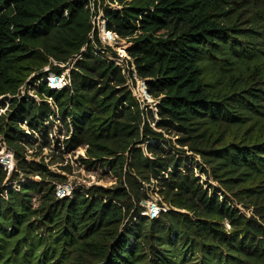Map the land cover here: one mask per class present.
Segmentation results:
<instances>
[{
	"label": "trees",
	"instance_id": "trees-1",
	"mask_svg": "<svg viewBox=\"0 0 264 264\" xmlns=\"http://www.w3.org/2000/svg\"><path fill=\"white\" fill-rule=\"evenodd\" d=\"M120 1L0 0V135L16 160L14 170L9 156L0 162V264H68L72 248L98 249L94 264H264V139H228L264 114V0ZM101 11L127 42V75L102 46ZM76 57L69 84L49 85ZM47 65L31 81L39 101L12 97ZM134 73L158 100L155 127ZM171 128L180 148L164 134ZM54 129L63 150L84 148L80 162L115 183L59 197L21 177V150ZM183 147L201 154L218 186L182 172ZM152 179L190 196L146 215Z\"/></svg>",
	"mask_w": 264,
	"mask_h": 264
},
{
	"label": "rangeland",
	"instance_id": "rangeland-1",
	"mask_svg": "<svg viewBox=\"0 0 264 264\" xmlns=\"http://www.w3.org/2000/svg\"><path fill=\"white\" fill-rule=\"evenodd\" d=\"M105 1V4L110 3L113 7H120L119 4H121L120 0ZM101 14L102 11L95 21L99 28V38L103 42H109L108 46L112 47V49L116 52V54H112L110 52L108 53V51H106V53H108L110 58L124 65L127 72L129 69L132 70V68H134L133 58L128 55L124 47V45H127L126 40L119 39L117 36L113 40L108 41L105 39L106 37L104 36V33L107 29L105 20L100 19ZM77 58L78 57H76L74 60L71 59L69 62L60 64L63 68L61 74L62 77L69 79L68 76L70 74V70L75 66ZM52 62L55 64L53 66H56V61ZM47 69H50V65L38 68L36 71L31 72L30 75L26 77L25 83L19 87L17 93L12 97L16 96L19 98L28 96L32 100L39 101L40 96L34 93L31 81L39 72ZM143 82H145V80L140 77H137L135 82L131 80L129 81L134 95L138 96L141 102L150 104V108H152L153 112H149L148 117L152 122V126L155 127L156 122L154 121L159 119V116L156 112V103L158 100L148 93L146 87L143 85ZM5 102L7 101L4 98H0V114L4 113L5 109L2 108V104ZM248 130L249 133L245 134V132ZM53 131V133L49 132L48 136L46 137H39L36 135L38 136V139L27 143L24 149L21 150L27 168V171H22L20 167L16 168L17 172L21 174V177L28 176V178L35 181H41L48 187H55L56 193L59 197L71 195L74 189L84 187L88 188L93 184H103L109 186L115 183V178L108 169H103L99 166H85L80 162L78 155L84 153V148H79V151L76 153H68L67 151L63 150L62 145L55 141V129ZM164 132L165 136L171 139L173 145L180 148V145L177 143V139L182 137V134L174 128L164 130ZM234 136H238V140L244 138L245 136L247 141H251L250 139H264V114L259 115V118L251 121L248 125L242 127H231L228 139L231 140L234 138ZM183 148L186 150V153L189 154V158L186 162L187 168L182 169V172H189V176H195V178L199 179L200 184L203 185L204 188L207 187L206 181L210 184H213L214 186H218L219 183L213 176L212 172L209 175L201 171L199 165L203 164L206 166L201 154L190 151L187 149V147ZM8 156L9 158H7V161H9L11 168L14 170L16 167L14 154L12 151L7 149V146L0 135V162L3 163L5 167L9 166L4 162V158ZM206 168H209V166L207 165ZM171 183V181L165 183V181L162 180L158 181L156 179H152L151 182L147 184V186H150V192H152V195L150 199L142 201V205L146 208L144 214L151 216V211L154 208H156L159 213L162 208H170L172 202L177 200L185 201L186 198L190 196L189 192L176 194L178 193V189H170L169 185ZM196 199L197 198H195V200ZM187 203L190 202L187 201ZM238 206L246 214H251L252 208L243 207L242 204H239ZM155 216H158V214ZM63 253H65L62 254L63 258L64 256L68 257V264H94L97 261L96 253H98V249L95 248L92 253H86L85 256L83 253H80V251L74 248H72L68 254L67 250L63 249Z\"/></svg>",
	"mask_w": 264,
	"mask_h": 264
},
{
	"label": "built area",
	"instance_id": "built-area-1",
	"mask_svg": "<svg viewBox=\"0 0 264 264\" xmlns=\"http://www.w3.org/2000/svg\"><path fill=\"white\" fill-rule=\"evenodd\" d=\"M107 29V28H106ZM106 32L109 34V36H105L106 38V40H113V39H115V34L112 32V31H110V30H106ZM101 43H102V46H103V48L104 49H106V47L109 45V42H103V41H101ZM104 52H105V50H104ZM116 63L118 64V65H120V66H122L123 67V73L124 74H126L127 75V71H126V68L124 67V65H122L121 63H119V62H117L116 61ZM132 69H134L135 70V68H132ZM52 75V74H51ZM134 78L136 79L137 78V74L136 73H134ZM131 79H129V81H130ZM132 81V80H131ZM48 83H49V85H51L52 87H54V88H57V89H60V88H62L63 86H65V85H67V84H69V79L68 78H66V77H62L61 75L59 76H56V75H54V76H49L48 77ZM143 85L146 87V84H145V82H143ZM136 96V95H135ZM138 97V96H137ZM139 98V97H138ZM140 99V98H139ZM156 214H158V210L156 209V208H154L152 211H151V216L153 217V216H155Z\"/></svg>",
	"mask_w": 264,
	"mask_h": 264
},
{
	"label": "bare ground",
	"instance_id": "bare-ground-1",
	"mask_svg": "<svg viewBox=\"0 0 264 264\" xmlns=\"http://www.w3.org/2000/svg\"><path fill=\"white\" fill-rule=\"evenodd\" d=\"M52 76V75H51ZM141 84V83H140Z\"/></svg>",
	"mask_w": 264,
	"mask_h": 264
}]
</instances>
